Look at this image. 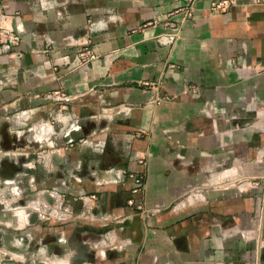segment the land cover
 <instances>
[{"label":"crops","instance_id":"0c3cea01","mask_svg":"<svg viewBox=\"0 0 264 264\" xmlns=\"http://www.w3.org/2000/svg\"><path fill=\"white\" fill-rule=\"evenodd\" d=\"M212 1L0 0V30L20 36L11 54H0V78L11 84L0 92L8 111L24 102L25 148L42 150L41 182L94 192L84 201L98 226L128 213L109 225L123 249L86 264L257 262L224 229L226 215L252 213L256 190L212 189L225 182L205 173L230 166L236 179L257 176L264 0H235L226 12H211ZM14 125L10 134H21ZM136 172L143 183L131 193ZM50 195L40 202L46 210ZM130 197L142 215L131 214ZM58 218L27 223L30 234L42 231L48 252L75 229L73 219Z\"/></svg>","mask_w":264,"mask_h":264},{"label":"rangeland","instance_id":"374dc122","mask_svg":"<svg viewBox=\"0 0 264 264\" xmlns=\"http://www.w3.org/2000/svg\"><path fill=\"white\" fill-rule=\"evenodd\" d=\"M260 2L262 0H259L258 3ZM14 36L12 38L14 43L9 44L10 47L4 50V45L8 44V38L0 35V54L12 53V47L18 45L20 41L18 34ZM20 55L17 52L15 56L20 57ZM90 56L92 57V55ZM258 73L260 79H264V69H259ZM0 85V90H2L10 88L11 84L4 77V79L0 78ZM259 86L261 87L262 83ZM262 90L264 92V89ZM58 93L62 94L59 90H54L51 94L56 95ZM9 102L4 100L0 92V264H45L44 259L41 257H49L50 253L53 257L56 255L80 257L81 264H86L92 257L100 260L103 257L114 256L116 254H114V251L123 249V244L117 241L112 242L111 227L109 225L110 223L120 224L119 221L125 218L128 213L118 215L106 225L98 226L93 224L94 222L90 218L95 214L94 206L87 205L84 201L85 197L92 198L94 196L92 199H96L97 196L94 192L85 190L75 192L71 183L64 181L49 183V186H47V182H41L39 175L43 170L40 157L42 150L39 149L36 155V153L32 154L25 148L24 102H21L16 110L10 109L8 111V108H4V106L8 105ZM16 114L17 117L15 118ZM255 116L254 120L257 123H264V101L257 103ZM12 122L17 124L14 125L17 128L15 130L21 131V134H10ZM244 124H246V121L241 122L239 125L243 126ZM38 125L43 124L39 122ZM255 136L257 141L263 139V145H258L254 158L257 163V176L255 178L249 180V178L241 175V178L236 179V168L230 166H226L223 170L214 167L213 170L204 173L209 178L214 176L216 181L223 180L225 182L224 185H212V189H219L223 186L225 189L236 190V184H240L242 190L247 185L246 183L253 185L252 189L256 190L254 192L256 198L254 210L250 214L226 215L224 229L226 234L234 238L237 237L243 245L245 244L248 252L246 257H257V262H254V264H264V133H256ZM240 157L247 159L248 155L242 153ZM246 168L248 167L246 166ZM193 172L195 173L194 169ZM52 186L62 188L57 189ZM247 191L246 194L250 190ZM234 192H231L230 195ZM46 194H52L49 196L50 198L48 196H46L48 198H45L49 210H46L43 207L44 205L40 204L41 201L43 202L42 197ZM57 196L60 199L62 198L63 207H57ZM67 197L71 199L69 200ZM130 199L132 200L131 204L128 202ZM126 202L127 206L131 208V214H143L142 205L135 203L134 198L130 197ZM59 215L64 218L59 219ZM52 217L62 221L73 219L76 225L75 229L66 232L67 240L64 241L63 245L52 247V251L48 252L47 248L40 244L43 236L42 231L38 230L35 234H30L27 223L30 219L35 218L39 225H43L44 221L52 220ZM118 234H120L119 231ZM12 241L11 245L7 243Z\"/></svg>","mask_w":264,"mask_h":264},{"label":"built area","instance_id":"2783aa9c","mask_svg":"<svg viewBox=\"0 0 264 264\" xmlns=\"http://www.w3.org/2000/svg\"><path fill=\"white\" fill-rule=\"evenodd\" d=\"M235 0H216L212 1L210 3V10L211 12H225L227 11L233 4ZM255 3L259 2V0H254ZM0 35L3 36L4 38H8V44L4 45V50H7V48L10 47L12 43V38L15 37L14 35H17V33H14L12 30L7 29V28H2L0 30ZM10 44V45H9ZM59 95V98L65 99L63 94H56ZM63 96V97H62ZM62 109H65L64 103L61 105ZM142 172H136V173H130L128 176L133 180V188H132V193H137L138 188L142 186ZM94 198V196H92ZM129 204L132 203V200L130 199Z\"/></svg>","mask_w":264,"mask_h":264}]
</instances>
